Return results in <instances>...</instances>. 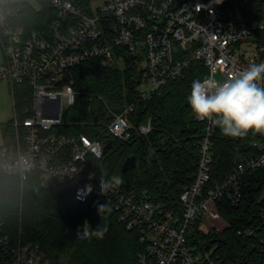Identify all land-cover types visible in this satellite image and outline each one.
I'll use <instances>...</instances> for the list:
<instances>
[{
	"label": "built area",
	"instance_id": "2783aa9c",
	"mask_svg": "<svg viewBox=\"0 0 264 264\" xmlns=\"http://www.w3.org/2000/svg\"><path fill=\"white\" fill-rule=\"evenodd\" d=\"M39 1L35 5L29 0H0V82H8L13 93L17 83L33 91L28 116L15 108L12 142L0 145V172L18 176L23 186L38 170L44 181L78 182L79 201L106 197L127 228L139 232L140 264H224L220 255H214L215 246H203L199 239L198 245H191V238L197 237L195 224L210 233L217 227L221 199L240 205L243 185L264 168V133L254 141L259 153H240L224 180L211 184L217 126L194 116L204 124L197 176L181 192L178 205L169 207L147 191L128 192L123 184L102 193L98 172L89 167L90 157L105 154L102 136L72 135L55 128L77 100L78 92L68 81L72 68L90 59L137 67L142 100L151 99L197 61L206 69L201 80L211 76L220 82L264 62V9L259 16L250 15L257 11L250 9L251 4L264 0H103L98 7L92 0H47L57 13L48 35L26 29L21 22L29 5L43 6L45 0ZM260 84L264 86V80ZM108 107L114 118L107 132L114 137L128 140L134 132L152 130L151 119L136 125L129 118L135 103L122 111ZM259 222L243 225L238 233L264 245V207ZM0 245L9 264H53L39 245L13 246L1 220Z\"/></svg>",
	"mask_w": 264,
	"mask_h": 264
},
{
	"label": "trees",
	"instance_id": "16d2710c",
	"mask_svg": "<svg viewBox=\"0 0 264 264\" xmlns=\"http://www.w3.org/2000/svg\"><path fill=\"white\" fill-rule=\"evenodd\" d=\"M253 8L257 11L250 12L251 17L259 16L264 3L253 2L250 9ZM56 16L55 9L45 0L41 8L29 5L21 22L26 29L36 28L48 35ZM70 73L68 81L78 92L77 100L67 109L63 123L55 131L87 134L93 138L102 136L104 143L112 140L113 147L102 158H89V167L98 172L99 180L118 176L128 192L147 191L156 202L169 207L178 205L181 192L196 179L198 172L199 140L204 124L195 119L187 96L192 82L206 75L201 62H194L184 75L169 80L149 100L139 99L140 71L134 65L121 67L103 59H90L74 66ZM19 86L23 98L18 110L16 93V108L26 117L30 114L33 91L27 84ZM132 103L136 107L129 118L136 125L151 119L152 130L148 134L134 132L128 140L109 134L107 127L114 116L108 106L122 111ZM10 134L13 135V128ZM12 135L7 142H12ZM261 136L251 131L243 137L225 136L217 126L213 137L211 184L224 180L240 153L245 156L259 153L254 141ZM66 153L68 156L69 152ZM133 155L138 158L137 166L124 172L125 160ZM77 183L45 182L41 172L36 170L22 186L18 176L0 172V220L12 245H39L44 257L53 264H140L139 232L127 228L113 202L106 197L95 195L84 202L77 200ZM243 189L244 199L240 205L234 206L227 199L218 202L220 217L210 233L198 229L196 222L194 232L198 238L192 237L191 245H198L199 239L208 248L215 246L214 255H220L224 264H264V245L257 238L238 233L243 225L260 224L259 212L264 207V168L258 170ZM100 204L107 205L111 211L100 216ZM85 221L93 230L106 227L107 231L102 238L81 239L77 231H83ZM0 264H9L8 254L1 245Z\"/></svg>",
	"mask_w": 264,
	"mask_h": 264
},
{
	"label": "clouds",
	"instance_id": "9594fccd",
	"mask_svg": "<svg viewBox=\"0 0 264 264\" xmlns=\"http://www.w3.org/2000/svg\"><path fill=\"white\" fill-rule=\"evenodd\" d=\"M264 62L252 64L239 74L220 82L214 77L194 80L187 103L192 113L199 120H209L218 126L225 136L243 137L250 131L264 133ZM123 184V179L113 176L108 181L101 179L100 191L105 193ZM88 185V191H91ZM111 209L98 205L100 216ZM107 228L92 229L88 221L84 222L83 231L78 229L77 236L90 239L102 238Z\"/></svg>",
	"mask_w": 264,
	"mask_h": 264
},
{
	"label": "rangeland",
	"instance_id": "374dc122",
	"mask_svg": "<svg viewBox=\"0 0 264 264\" xmlns=\"http://www.w3.org/2000/svg\"><path fill=\"white\" fill-rule=\"evenodd\" d=\"M32 4L39 5V0H29ZM103 0H92V6L98 7ZM221 78V75L218 76ZM16 93L17 98L19 101V105L17 104L18 110L20 109V86L19 83H17V86H15V93H13V90L8 82L1 81L0 82V144H2L4 138L9 141L11 139L10 133H12V120L15 115V106H14V97L16 101ZM14 95V96H13ZM26 97H29V94H26ZM25 97V98H26ZM23 98V97H22ZM64 108L67 107V101L64 99L63 101ZM45 182H51L49 178L45 179ZM201 245L205 246L206 244L201 241Z\"/></svg>",
	"mask_w": 264,
	"mask_h": 264
},
{
	"label": "water",
	"instance_id": "95a60500",
	"mask_svg": "<svg viewBox=\"0 0 264 264\" xmlns=\"http://www.w3.org/2000/svg\"><path fill=\"white\" fill-rule=\"evenodd\" d=\"M96 120H97V117H96ZM112 147H113V141L112 140L107 141V143L104 146L105 153H107ZM137 164H138V158H137V156L136 155L129 156L125 160V162L123 164V171L124 172H127L130 169L136 167Z\"/></svg>",
	"mask_w": 264,
	"mask_h": 264
},
{
	"label": "crops",
	"instance_id": "0c3cea01",
	"mask_svg": "<svg viewBox=\"0 0 264 264\" xmlns=\"http://www.w3.org/2000/svg\"><path fill=\"white\" fill-rule=\"evenodd\" d=\"M14 96V95H13ZM14 106H15V108H16V101H15V97H14ZM8 138V137H7ZM7 138L5 139L4 138V140H3V142H2V144H4V143H6L7 142ZM2 144H0V145H2Z\"/></svg>",
	"mask_w": 264,
	"mask_h": 264
}]
</instances>
